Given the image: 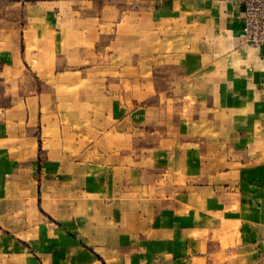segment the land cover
<instances>
[{
	"label": "crops",
	"instance_id": "obj_1",
	"mask_svg": "<svg viewBox=\"0 0 264 264\" xmlns=\"http://www.w3.org/2000/svg\"><path fill=\"white\" fill-rule=\"evenodd\" d=\"M126 1L142 3L128 11L143 18L141 94L170 104L112 100V143L126 150L88 168L82 148L62 147L85 141L54 111L40 127L38 98L58 95L47 82L66 84L65 96L108 95L102 81L118 68H88L82 41L102 42L118 0H0V264H264V44L242 38L243 3ZM136 122L176 129L174 150L164 135V148L136 158ZM156 187L175 198L155 202Z\"/></svg>",
	"mask_w": 264,
	"mask_h": 264
},
{
	"label": "rangeland",
	"instance_id": "obj_2",
	"mask_svg": "<svg viewBox=\"0 0 264 264\" xmlns=\"http://www.w3.org/2000/svg\"><path fill=\"white\" fill-rule=\"evenodd\" d=\"M141 4V2L138 5L136 2L132 3L126 0H118V19L117 21H113L112 30H110V27L108 29L105 27L103 28L104 32L102 42L100 41L99 33H96L92 37L91 33L89 32L86 34V41H82L83 46L86 45V47L89 48L85 53L81 50V58L82 60L86 58L85 60L88 68H92L94 66L95 59L97 64L100 63V60H102L103 65L106 68L105 71L108 72V77H110L109 73L112 68H118L117 80L103 79L102 81V88L104 90L103 93L105 94L106 92L108 95H104L102 97L92 95H87L85 97L79 95L65 96L62 95V92L64 89H68L66 84L64 85L63 83L59 82H47L50 86L49 88H53L52 84H55L54 92H56L58 95L40 96L38 98V116L40 127L42 124H46L47 111L49 110V113L50 111H54L53 114H51L54 117V122L67 124V128H69L68 132L70 134L69 138H82L86 144L70 145L68 144L69 142L66 141V144L62 147H64L68 152H74L75 150L82 148L83 152L86 153L88 156L87 158L89 159L86 165L88 168H94V166H96L95 164H102L104 166H109L114 163L116 164V161L112 162V160H110L111 153L116 155L119 154V152L126 150L125 144L121 147H117L116 144L112 143V139L116 137V135L113 137L112 135L114 134H111L112 124L116 125L114 121L116 117H112L113 114L116 113L111 112L112 100H118V102L124 104L125 107L127 104V97L134 101L135 107L142 106L143 104H170V100H167L168 98L158 96L144 97L141 94L144 83L142 80L144 71V51L142 48L143 34L141 26L143 18L141 15H135V17L128 15V11H130L133 7H141ZM83 7H85L84 9H87L90 13H94V11H96L97 5L94 2L88 1L86 2V5H83ZM102 23L103 25H110V23L106 22L105 20H103ZM133 23L136 28V33L129 32V26H133ZM116 26H118L117 30L115 29ZM106 30L109 31L107 32ZM94 45H96L95 49ZM115 62H117V66L114 64ZM47 83L38 82V87L43 88L44 91H47ZM112 84H115V88L112 87ZM117 84L118 87H116ZM99 86L100 85L98 81H88L87 83V88L92 91H94ZM131 89H135L136 95L134 97L127 96V92ZM78 92L79 91H77V93ZM112 92L113 95H111ZM22 99L24 104H31L30 98L24 97ZM137 116L141 117L142 115H136V118ZM119 120H121V118H119ZM40 131L38 138L40 143L39 149L41 152L43 151L41 149L43 137ZM155 131L158 130L155 128H149L146 125L143 126L141 123H135L134 150L136 158L140 157L143 152H155L159 148H164V145L159 146V141L164 135H166V137L171 140V142H168L165 147L168 148V151L174 150L175 145L172 143V140L176 135H178L176 133V129H162L161 134H157ZM120 139L121 137H119V140ZM44 145L45 147H48L46 143ZM99 153L103 154L100 155V157H102L101 163L98 161V158L100 159ZM42 157L43 155H41V158ZM41 158L39 161H43ZM74 162H76V160H74ZM120 162L121 161L118 163ZM135 164V166H138L139 168L136 170V180L139 182V184H136V186H142L143 184L140 183V181L143 179L140 177L143 173L142 161H140V159H136ZM158 174L160 176L157 178L160 177L163 182L170 184V178L168 177L167 173L159 172ZM150 196L155 202H170L175 198V193L174 191L166 190L165 187H156L155 191H151Z\"/></svg>",
	"mask_w": 264,
	"mask_h": 264
},
{
	"label": "built area",
	"instance_id": "obj_3",
	"mask_svg": "<svg viewBox=\"0 0 264 264\" xmlns=\"http://www.w3.org/2000/svg\"><path fill=\"white\" fill-rule=\"evenodd\" d=\"M241 2L244 5L242 38L254 46L264 44V0H241Z\"/></svg>",
	"mask_w": 264,
	"mask_h": 264
}]
</instances>
